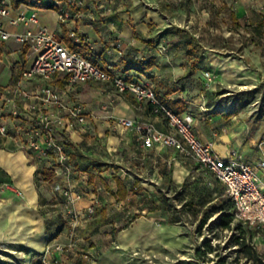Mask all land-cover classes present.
<instances>
[{
	"label": "crops",
	"instance_id": "0c3cea01",
	"mask_svg": "<svg viewBox=\"0 0 264 264\" xmlns=\"http://www.w3.org/2000/svg\"><path fill=\"white\" fill-rule=\"evenodd\" d=\"M186 1L85 0L79 19L66 25L58 22L54 9H38L36 14L38 23L69 49L75 44L68 32L76 29L82 38V57L115 75L151 86L160 104H177L174 109L179 115L192 116L195 135L211 144L219 157L226 159L232 150L237 151L264 182V171L256 167L264 160V110L254 102L237 98L239 92L233 94L227 89L223 75L226 61L219 59L212 48L200 44L191 24L193 15L189 20L186 14ZM6 30L15 32L21 28ZM0 48V127L6 130V134H0V188H7L16 197V206H21L27 224L37 222V228L55 240L62 233L60 217H71L62 198L59 204L49 203L58 206L49 211V216L39 213L40 202L55 195L49 183L80 195L74 212L94 206L95 215L87 222L94 229L102 212L105 214L110 206L123 209L140 200L147 205L156 203L160 195L174 191L179 194L186 181L187 189L206 188L205 184L211 182L216 186L213 195L220 188L226 195L225 187L191 159L157 144L145 148L137 132L117 123L118 119L150 122L163 134L171 132L151 105L137 102L129 93H118L106 82L78 84L61 96L69 104H81L86 116L82 129L62 135L70 170H65L53 157H42L29 149L31 139L42 142L32 133L38 123L28 106L35 103L31 96L44 84L20 79L21 64L28 66L30 62L25 58L24 46L8 40L0 41ZM143 66L147 69L137 70ZM204 72L214 73L210 84L203 79ZM52 84L62 89L64 75H56ZM16 87L30 97L19 96ZM44 172L50 177L45 179ZM116 178L125 187L123 199L116 194ZM39 180L42 185H38ZM190 195L201 198L193 192ZM87 224L80 220L78 225ZM104 226L93 230L89 240L93 241Z\"/></svg>",
	"mask_w": 264,
	"mask_h": 264
},
{
	"label": "rangeland",
	"instance_id": "374dc122",
	"mask_svg": "<svg viewBox=\"0 0 264 264\" xmlns=\"http://www.w3.org/2000/svg\"><path fill=\"white\" fill-rule=\"evenodd\" d=\"M185 10L189 20L193 15L191 24L200 44L212 48L219 59L226 61L223 75L227 89L233 94L239 92L237 98L254 102L264 110V38L256 43L251 41L252 26L264 20V0H188ZM49 184L55 195L40 202L39 213L43 216L58 208L49 203H61L64 189L59 184ZM204 187H190L180 195L176 191L160 195L156 203L148 205L140 200L123 209L110 206L105 214L111 225L101 228L93 241L89 240L93 224L85 222L87 225L82 227L72 216L65 215L59 219L62 233L52 240L37 228V222L27 224L21 206H16V197L7 188H0V264H215L219 260H224V264H251L241 257L235 258L236 247L228 245L234 231L214 228L218 214H210L206 225L198 228L200 218L211 213L221 200L213 195L215 184L210 182ZM191 191L200 195L201 204L192 209L195 212H181L182 199L190 197ZM175 217L179 221L169 223ZM242 225L252 229L251 242L264 256L261 226ZM206 241L214 251L206 253L202 260L197 259L195 250H202ZM56 246L64 250L59 253Z\"/></svg>",
	"mask_w": 264,
	"mask_h": 264
},
{
	"label": "built area",
	"instance_id": "2783aa9c",
	"mask_svg": "<svg viewBox=\"0 0 264 264\" xmlns=\"http://www.w3.org/2000/svg\"><path fill=\"white\" fill-rule=\"evenodd\" d=\"M84 2L85 0H29L28 5L13 9L8 0L0 1V41L13 40L20 46L27 47L25 58L30 62L28 66L21 64L20 79L39 80L44 84L37 94L31 96L35 103L28 106L38 123L36 131L32 133L42 142L31 139L28 148L42 157H53L65 170H70L62 135L82 129L86 125V116L81 104H69L61 96L78 84L88 81L106 82L118 93H129L137 102L151 105L152 110L160 113L171 129L170 133L163 134L150 122L118 119L117 123L122 127L139 134L143 147L151 148L157 144L172 148L179 155L191 159L225 187V194L233 203L234 222H242L249 227L264 226V182L237 151L232 150L226 159L219 157L211 144L197 138L191 115L171 113L160 104L151 86L126 76L115 75L102 65L92 63L69 49L53 32L38 23L36 12L43 8L54 9L60 24L75 22L81 16L80 9ZM6 27H19L21 30L8 32ZM68 37L75 45L82 43L76 29H71ZM58 74H63L65 78L62 89L52 84ZM213 77V72L203 73L206 84H210ZM15 92L21 97H30L17 87ZM51 108L53 112L50 111ZM0 134H6L5 128L0 127ZM256 167L264 171V160L257 163ZM61 197L64 208L75 221L88 222L93 219L94 206H89L83 212L73 211L75 203L80 199L78 193L64 188ZM73 235L71 232L70 236ZM71 246L68 245L69 248ZM48 249L45 248V254ZM63 250L62 246L55 247V251L59 253Z\"/></svg>",
	"mask_w": 264,
	"mask_h": 264
},
{
	"label": "trees",
	"instance_id": "16d2710c",
	"mask_svg": "<svg viewBox=\"0 0 264 264\" xmlns=\"http://www.w3.org/2000/svg\"><path fill=\"white\" fill-rule=\"evenodd\" d=\"M8 1L10 3V6L13 9H17L22 5H28V2H29V0H8ZM230 16L232 18L233 23L236 25L237 23H236V19H235L234 14H231ZM262 37H264V20H259L254 26H252L251 39H252V41H258V40L262 39ZM80 47H81V44L79 46L73 45V46H70V49L75 51V52L80 53L81 52ZM26 50H27V47L24 46L23 51H26ZM1 51L2 50L0 48V52ZM92 63H94V62L92 61ZM146 69H147V67H144V66L141 68H137V70H139V71H144ZM90 82H92V81H88L87 83H90ZM161 105L163 107H165L167 110H169L171 113H173L175 115H179V111L174 109L177 107V104H169V103L162 102ZM43 175L46 179V178H49L51 174L44 172ZM116 183L118 186L117 193H116L117 196L120 199L125 198L126 191H125V187L123 186V183L118 178H116ZM188 185H189V183H188V181H186L182 185L181 192L179 193V195L186 191ZM223 191H224L223 188L219 189V191L217 192V197L221 198L219 204L211 210V213H208V214L205 213L200 218V221L198 223V228L202 229L206 225L207 220L210 217V214H218V218L216 220V224H215L214 228L221 230V231H223V230L234 231V233L228 239V245L236 247L235 258L239 259L241 257L244 260L250 262L251 264H264V256H262L258 252L257 248L251 242V239L253 237L252 229L243 227L242 222L234 223V221H233V213H234L233 203L228 197L222 198ZM201 201H202L201 198L195 199L191 196L188 197L187 199L184 198V199H182L180 211L184 212V211H186L185 209H187V212L194 211L192 209L195 208V206L197 204H201ZM178 221H179V217H175L172 220H170L169 223H176ZM108 223H109V221L105 217L104 212H102L94 231H97L100 227L107 225ZM261 228H262V234H264V226H261ZM46 229L50 230V228H48V226H46ZM213 251H214V249L212 248L211 244L208 241H206L202 244V250L200 248L195 250V257L197 259L202 260L205 258L206 253H210ZM215 264H224V260H219Z\"/></svg>",
	"mask_w": 264,
	"mask_h": 264
}]
</instances>
